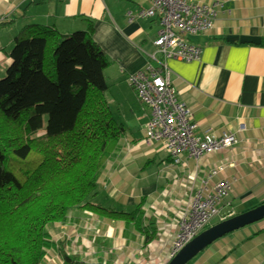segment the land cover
<instances>
[{
	"label": "crops",
	"instance_id": "crops-1",
	"mask_svg": "<svg viewBox=\"0 0 264 264\" xmlns=\"http://www.w3.org/2000/svg\"><path fill=\"white\" fill-rule=\"evenodd\" d=\"M187 1L217 2V19L206 33L184 36L200 47V56L196 61L167 60L169 81L177 99L190 111L197 125L196 135L231 132L238 142L199 160L183 156L181 164L169 165L153 175L144 169L156 162L160 166L167 152L161 144L148 147L141 142L150 111L141 107L144 116H139L128 106L132 118L126 124L120 122L128 128L120 149L103 168L101 186L104 197L120 210L146 197L144 215L154 221L155 230L149 229L153 238L144 242L142 232L132 226L125 228L122 222L79 211L71 212V219L52 235L55 241H63L77 229L85 234L87 243L101 240V259L109 264H164L171 259L178 213L187 209L190 189L196 191L203 186L219 166L224 169L211 176L208 185L230 181L226 203L234 207L239 202L247 205L256 201V206L264 202V47L260 46L264 38V0ZM148 6L149 0H0V22H6L0 28V77L11 63L13 39L23 26L40 24L70 34L85 30L91 23L93 40L109 62L104 70L108 88L114 84L121 99L126 97L131 104L142 106L127 78L144 71L150 63L147 55L155 51L158 22L135 17L138 10ZM156 57L161 59L159 54ZM214 220L218 221L213 219L210 226ZM249 226L252 231L241 238L229 234L222 237L228 244L218 239L192 264H264V218L230 234Z\"/></svg>",
	"mask_w": 264,
	"mask_h": 264
},
{
	"label": "trees",
	"instance_id": "trees-1",
	"mask_svg": "<svg viewBox=\"0 0 264 264\" xmlns=\"http://www.w3.org/2000/svg\"><path fill=\"white\" fill-rule=\"evenodd\" d=\"M9 58L0 77V264H41L49 248L60 264H109L63 251L62 239L50 235L48 228L67 222L73 211L122 222L142 232L144 242L152 239L146 197L130 211L117 210L106 196L107 204L92 201L104 197L103 168L126 133L105 96L109 62L92 24L70 34L25 25ZM144 136L145 125L142 143ZM172 163L167 153L159 172Z\"/></svg>",
	"mask_w": 264,
	"mask_h": 264
},
{
	"label": "built area",
	"instance_id": "built-area-1",
	"mask_svg": "<svg viewBox=\"0 0 264 264\" xmlns=\"http://www.w3.org/2000/svg\"><path fill=\"white\" fill-rule=\"evenodd\" d=\"M218 6L217 2L208 5L186 0H149V6L138 10L135 15L139 19H156L159 24L153 41L155 51L147 55L150 63L144 71L132 73L127 78L139 101L150 111L143 144L148 147L161 144L173 158L174 166L182 163L183 156L199 160L203 155L228 149L238 142L231 132L196 135L197 125L192 121L186 105L177 99L168 78L167 60H198L200 47L189 43L184 36L206 33L211 29L217 19ZM129 18L132 20V15L129 14ZM223 169L219 166L212 170L208 179L203 181V186L196 191L190 189L187 209L178 218V232L171 257L206 229L213 219L223 220L232 215L224 214L231 206L225 201L231 192L230 181L221 180L211 187L208 185L210 177Z\"/></svg>",
	"mask_w": 264,
	"mask_h": 264
},
{
	"label": "rangeland",
	"instance_id": "rangeland-1",
	"mask_svg": "<svg viewBox=\"0 0 264 264\" xmlns=\"http://www.w3.org/2000/svg\"><path fill=\"white\" fill-rule=\"evenodd\" d=\"M28 20H29V18H28ZM18 21L20 22V24H22V21H24V20L22 19V21H20V20H18ZM105 96H106V99L108 100V103H110V110L112 112L113 118L116 121L122 122L123 124H126V121L130 120L132 118V116L130 115V113L128 111V106H130V108H133L139 116L143 115V113H144L141 111L142 110L141 107H143V110L145 109L147 112H149V110L145 106H143V105L140 106L139 103L134 102L131 104V100L129 98L126 99V97H122V99H121L119 97L118 93L116 92V87L114 86V84L113 85L109 84V88L106 91ZM124 128H125V130H127L128 127L125 125ZM159 168L160 167H159V165H157V162H156L155 164H151L147 169H144V170L151 172L153 175H156L159 172ZM145 173H147V172H145ZM106 200L107 199L105 197H103V196L99 197L98 196L97 199H94L92 201L93 202L100 201V203H102L104 205V204L108 203V202H106ZM114 203L117 204V202H114ZM255 203H256V201H254L252 203H248L247 205L246 204L243 205V204H240V202H239V203H236L235 204L236 206H234V207H231V206L227 207L226 210L224 211V214L227 215V214L232 213V215L231 216L227 215V217L225 219L232 217L233 215H235L237 212H239L241 210L245 211V209L248 210V209L256 206V205H254ZM252 205H254V206H252ZM105 206H107V205H105ZM132 207H121V208H123L124 211H130ZM115 208L120 210L119 207H115ZM178 216L182 217L183 216L182 212L181 213L179 212ZM70 219L71 218H70V214H69L67 220H70ZM218 221H222V220H218ZM218 221L214 220L212 225L217 223ZM59 226H65V225L63 223H56V224H54V227L48 228L50 235H53V230H56V228H59ZM252 229L253 228L249 226L247 228V230L242 229V230H240V231H238L232 235L229 234L228 237H232V236L236 235V237L241 238L242 235L246 234V231L251 232ZM62 230L64 231V227L62 228ZM76 230L77 229L74 230V232L71 236H67V238H64L63 241H65V242L60 245V249L70 253V251H71L70 248H72V251H71L72 254L79 255V257L82 260L87 261V262H88L89 256H90V258L91 257H94V258L100 257V259H101L103 256V253H102V250L104 248L103 244H101V242L92 240V237L90 238V241L91 242L94 241L93 245H92V243H87L86 241H88V240H86L85 234L80 233V231H78V230L76 231ZM60 238H62V237H60ZM220 241H222L221 243L224 245L229 243V241L226 240V238H222V240H220ZM101 246H102V250L100 249ZM52 251H54V248H49L46 250V258L43 259L41 264H51V262H49V261H52V260H55L56 264H60L59 263V260H61L60 254H58L59 256H55L56 255L55 252H52ZM55 251H57V250H55ZM52 257H55V258H52ZM198 257L191 260L188 264H192ZM94 258H91L90 262H95Z\"/></svg>",
	"mask_w": 264,
	"mask_h": 264
},
{
	"label": "water",
	"instance_id": "water-1",
	"mask_svg": "<svg viewBox=\"0 0 264 264\" xmlns=\"http://www.w3.org/2000/svg\"><path fill=\"white\" fill-rule=\"evenodd\" d=\"M264 218V202L239 214L215 223L185 244L165 264H188L218 239Z\"/></svg>",
	"mask_w": 264,
	"mask_h": 264
}]
</instances>
